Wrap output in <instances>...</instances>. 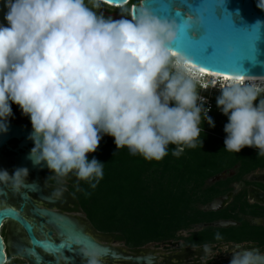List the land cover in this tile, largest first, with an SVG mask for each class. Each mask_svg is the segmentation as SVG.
<instances>
[{
    "label": "clouds",
    "instance_id": "clouds-1",
    "mask_svg": "<svg viewBox=\"0 0 264 264\" xmlns=\"http://www.w3.org/2000/svg\"><path fill=\"white\" fill-rule=\"evenodd\" d=\"M104 2L4 0L7 26L0 25V132L7 131L11 104H17L31 123L33 165L43 162L59 176L74 173L92 187L103 178L104 163L87 154L96 151L102 134L114 138L117 150L158 161L169 145L177 157L197 141L201 147L203 122L215 127L198 82L184 70L188 57L172 54L181 26L191 29L199 21L177 24L147 8L114 20L97 10L123 5ZM257 7L264 10V0ZM260 26L257 21L253 27ZM216 106L227 116L224 149L252 147L264 156V82L236 73ZM28 175L26 167L0 169V183L19 189L30 185ZM82 254L86 264H101L97 250ZM229 264H264V252L231 250Z\"/></svg>",
    "mask_w": 264,
    "mask_h": 264
},
{
    "label": "flooded vegetation",
    "instance_id": "flooded-vegetation-1",
    "mask_svg": "<svg viewBox=\"0 0 264 264\" xmlns=\"http://www.w3.org/2000/svg\"><path fill=\"white\" fill-rule=\"evenodd\" d=\"M100 11L114 20L115 15H121L111 9L100 8ZM11 108L13 115L8 122L32 128L29 117L21 113L17 104H11ZM105 136L102 134L99 144ZM17 142L12 139L0 148V169L9 172L15 169V157L21 151H16ZM222 172H226L224 177L215 179L217 174L206 181V185L216 189L211 199L200 206L203 212H209L206 221L178 230L173 238L143 243L121 239L117 233H105L87 218L80 202L83 180H78L74 173L59 176L47 168L30 171L29 186L15 189L11 182L0 183V210H14L31 227V235L36 240L68 247L50 251L34 246L22 223L4 217L0 223L3 264H71L73 261L86 264L82 253L92 249L100 253L101 264H229L231 250L257 248L264 252V169L241 176H236L234 169ZM57 192L60 194L56 195ZM219 198L225 199L223 204L210 210L209 204ZM43 211L68 220L71 231H62L58 222ZM204 228L211 229V236L207 241L198 240L196 235ZM76 233L90 239L77 238ZM217 233L221 239H216ZM29 248L41 258L38 263L34 262V254L27 256Z\"/></svg>",
    "mask_w": 264,
    "mask_h": 264
},
{
    "label": "trees",
    "instance_id": "trees-1",
    "mask_svg": "<svg viewBox=\"0 0 264 264\" xmlns=\"http://www.w3.org/2000/svg\"><path fill=\"white\" fill-rule=\"evenodd\" d=\"M138 3L128 0L121 9L123 17L130 19L129 8ZM198 90L207 99L205 107L211 106L208 115L215 123V127L201 124V147L197 141L195 148L185 147L177 157L172 155L175 146L169 145L163 159L147 160L126 147L117 150L114 138L106 135L88 156L104 163L103 178L98 183L92 181L95 187L89 181L81 183V205L98 229L138 243L173 238L178 230L207 220L209 212H203L200 206L216 190L206 185L209 178L229 169H234L236 176L264 169V156L257 154L259 150L245 147L234 153L224 149L227 116L216 106L217 92L200 91L199 86ZM210 231L204 228L197 239L207 241Z\"/></svg>",
    "mask_w": 264,
    "mask_h": 264
},
{
    "label": "water",
    "instance_id": "water-1",
    "mask_svg": "<svg viewBox=\"0 0 264 264\" xmlns=\"http://www.w3.org/2000/svg\"><path fill=\"white\" fill-rule=\"evenodd\" d=\"M127 2L128 0H105L104 3L120 6ZM257 4L258 0H224L223 4L221 0H139L138 4L130 7L129 18L135 17L141 9L147 8L158 17L175 20L177 24L188 18L196 19L199 22L191 29L185 30L181 26L178 38L172 44L174 54L177 51L184 53L188 57L185 62L200 70L203 68L206 72L230 77L242 73L253 78H264V10L258 8ZM7 11L4 0H0V25L7 26L4 19ZM257 21L261 22L260 28L253 27ZM31 131L32 128L8 122L7 131L0 132V148L12 139L18 140L16 151H21L15 157V168L26 167L29 172H38L47 169V166L43 162L33 165L28 158L33 146V142L28 139ZM225 175L226 172H221L215 179ZM224 200V198L214 200L209 204V209L220 207ZM44 213L48 214L52 221L58 222V227L62 231H71L72 224L68 220L55 217L49 212ZM4 217L22 223L34 246L50 251L68 248L62 243L38 241L33 238L31 227L12 209L0 210V223ZM76 237L90 239L81 233H76ZM3 248L0 237V264H3L5 259ZM30 253L36 257L35 263L41 260L32 248L27 249V256Z\"/></svg>",
    "mask_w": 264,
    "mask_h": 264
},
{
    "label": "bare ground",
    "instance_id": "bare-ground-1",
    "mask_svg": "<svg viewBox=\"0 0 264 264\" xmlns=\"http://www.w3.org/2000/svg\"><path fill=\"white\" fill-rule=\"evenodd\" d=\"M112 6H119V5H112ZM124 6V5H123ZM173 56H175L176 54L172 53ZM183 67H184V70L185 72L191 76L193 79H196L199 75V73H208L210 75L213 76V78H216V77H221L223 80L227 79L228 82L226 83V85H229L233 82V77H230V76H224V75H218V74H214V73H210V72H206V71H201L200 69L198 68H195L194 66H191L190 64H188L187 62L184 61V64H183ZM198 73V74H197ZM226 77H230V78H226ZM256 82L257 83H261V82H264V78H255ZM225 84V83H224Z\"/></svg>",
    "mask_w": 264,
    "mask_h": 264
},
{
    "label": "rangeland",
    "instance_id": "rangeland-1",
    "mask_svg": "<svg viewBox=\"0 0 264 264\" xmlns=\"http://www.w3.org/2000/svg\"><path fill=\"white\" fill-rule=\"evenodd\" d=\"M139 1V0H138ZM86 3H87V0H86ZM88 6H91L90 4L88 5ZM100 8H102V9H104V10H114V11H118V12H120V16H117V15H115V19L116 20H118V19H121L122 17H123V13L121 12V9H123V8H125V6H123V7H115V8H110L109 6H106V5H104V4H102L101 5V7ZM129 10H130V8H129ZM124 18V17H123ZM217 93H216V96L218 97L219 95H220V93H218V92H220L219 90H217L216 91ZM207 100V99H206Z\"/></svg>",
    "mask_w": 264,
    "mask_h": 264
},
{
    "label": "snow or ice",
    "instance_id": "snow-or-ice-1",
    "mask_svg": "<svg viewBox=\"0 0 264 264\" xmlns=\"http://www.w3.org/2000/svg\"><path fill=\"white\" fill-rule=\"evenodd\" d=\"M201 71L203 72L204 71V69L203 68H201ZM218 74V73H217ZM226 78H230V77H226ZM71 264H75V262L73 261V262H71Z\"/></svg>",
    "mask_w": 264,
    "mask_h": 264
}]
</instances>
